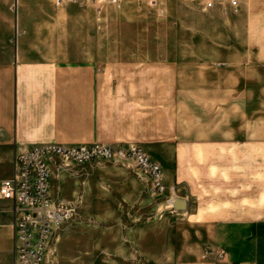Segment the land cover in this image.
I'll list each match as a JSON object with an SVG mask.
<instances>
[{
  "label": "rangeland",
  "instance_id": "374dc122",
  "mask_svg": "<svg viewBox=\"0 0 264 264\" xmlns=\"http://www.w3.org/2000/svg\"><path fill=\"white\" fill-rule=\"evenodd\" d=\"M37 1H42L46 14L59 7L67 11L69 58L96 53L105 78L109 64H129L128 70H117L125 79L139 78L133 70L140 63L147 64L149 81L170 75L165 66L174 61L178 86L169 101L165 96L160 102L149 94L142 120L138 103H132L131 118L101 120L102 140L83 144L106 145L110 155L80 165L56 162L51 166L52 198L71 212L50 245L48 263L156 264L166 242L178 243L177 227L187 213L204 207L218 213L213 218L231 217L225 214L236 211V162L242 158L241 150L237 157L236 138L241 133L248 138L255 109L264 129V65L238 71L245 76L244 87L250 96L244 102L242 120L234 103L196 101L223 94L215 81L223 80L224 72L207 66L226 59L235 64L242 57L246 47L244 16L224 8L225 0ZM43 1H50L53 8L49 11ZM206 1L211 6L204 8ZM245 1L248 5L257 1L264 8V0ZM220 2L223 6L218 10ZM155 65L166 70L151 72ZM234 69L229 74L235 78L239 73ZM231 83L228 79L229 97L236 90ZM131 148L159 163L164 193L152 192L133 160L115 153ZM244 151L243 178L250 182L252 168L246 166L251 150ZM9 168L4 165L2 174ZM254 174L262 180L259 176L264 175V168ZM241 175L240 168V179ZM250 186L244 183L245 195L251 194ZM169 197L184 199L185 208L173 209ZM204 208L188 218H203ZM9 221L4 213L0 259H10Z\"/></svg>",
  "mask_w": 264,
  "mask_h": 264
},
{
  "label": "crops",
  "instance_id": "0c3cea01",
  "mask_svg": "<svg viewBox=\"0 0 264 264\" xmlns=\"http://www.w3.org/2000/svg\"><path fill=\"white\" fill-rule=\"evenodd\" d=\"M41 2L0 0V179L8 174H2L1 168L10 167L14 154L29 145L100 142L101 120L131 118L132 103L139 104L142 120L149 94L160 102L165 96L169 101L178 87L174 61L163 64L170 75L149 81L147 64L140 63L133 70L139 78L130 79L117 73L128 70L129 64H109L105 78L96 53L69 58L67 11L59 7L46 14ZM43 2L49 11L53 8L50 1ZM225 3L224 8L230 9L227 0ZM219 4L216 8L221 10L222 2ZM235 14L244 16L246 47L241 51L242 57L235 64H229L227 59L211 62L207 67L224 72V79L215 81L224 89L223 94L196 103H234L242 120L243 105L250 96L244 87L245 76L238 71H253L264 65V8L257 1L248 5L245 0H237ZM153 68L151 72L156 74L166 70L160 65ZM231 69L239 73L235 78L229 74ZM228 79L236 88L230 97ZM251 114L253 124L246 133L248 138H244V133L236 138L237 157L240 150L242 154L236 162V211L225 214L231 215L229 218H213L218 213L204 207L187 213L177 227L178 243L166 242L156 264H264V175L259 176V181L254 174L264 168V158H260L264 157V129L259 126V111L255 109ZM245 149L251 150L252 158L246 166L252 168L250 182L243 178ZM244 183L251 185V194L245 195ZM244 200L248 202L246 206ZM198 208L206 210L203 218H188ZM4 213L11 219L9 202L0 199V225ZM9 230L10 259H0V264H10L12 260L10 226ZM206 248L220 249L222 256L204 255Z\"/></svg>",
  "mask_w": 264,
  "mask_h": 264
},
{
  "label": "built area",
  "instance_id": "2783aa9c",
  "mask_svg": "<svg viewBox=\"0 0 264 264\" xmlns=\"http://www.w3.org/2000/svg\"><path fill=\"white\" fill-rule=\"evenodd\" d=\"M227 1L230 10L236 12L237 0ZM209 6L211 2L206 1L204 7ZM115 153L133 160L139 171L146 176L152 192L164 193L166 187L158 162L135 148L126 152L116 150ZM108 155L110 148L97 143L31 144L14 154L7 176L0 179V199L10 204V264H49L48 259L52 254L50 245L70 215L71 209L56 202L50 193L51 166L56 162L80 165ZM173 198L167 199L171 206ZM203 254L220 258L222 251L206 248Z\"/></svg>",
  "mask_w": 264,
  "mask_h": 264
},
{
  "label": "water",
  "instance_id": "95a60500",
  "mask_svg": "<svg viewBox=\"0 0 264 264\" xmlns=\"http://www.w3.org/2000/svg\"><path fill=\"white\" fill-rule=\"evenodd\" d=\"M172 207L173 209H184L185 208V200L181 198H175L172 201Z\"/></svg>",
  "mask_w": 264,
  "mask_h": 264
}]
</instances>
